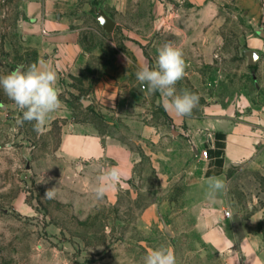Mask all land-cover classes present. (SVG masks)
<instances>
[{
  "label": "rangeland",
  "instance_id": "1",
  "mask_svg": "<svg viewBox=\"0 0 264 264\" xmlns=\"http://www.w3.org/2000/svg\"><path fill=\"white\" fill-rule=\"evenodd\" d=\"M31 1L0 0V75L37 64L47 48L44 28L33 27ZM63 2L56 9L70 28L82 29L89 53L58 87L71 116L38 132L34 121L19 122L22 113L0 89V264H143L160 245L173 250L177 264H233L237 245L216 246L198 224L215 202L231 212L222 226L232 238L246 229L264 232V141L258 156L224 169L227 192L215 201L205 195L213 168L194 149L208 148L207 123L222 109L236 106L237 117L251 123L264 112V0ZM101 10L115 21L113 31L102 26ZM169 41L186 62L177 91L200 97L191 117L165 111L159 93L136 79L140 66L155 67ZM250 49L259 53L253 66ZM83 120L127 144L137 159L134 178L102 200L93 191L99 178H70L55 162L64 125ZM148 126L153 136L142 137ZM54 187L56 199H45Z\"/></svg>",
  "mask_w": 264,
  "mask_h": 264
},
{
  "label": "crops",
  "instance_id": "2",
  "mask_svg": "<svg viewBox=\"0 0 264 264\" xmlns=\"http://www.w3.org/2000/svg\"><path fill=\"white\" fill-rule=\"evenodd\" d=\"M63 3V0H32L28 5L35 24L33 27L38 33L44 28L47 34V48L42 51L37 65L51 68L57 73V88L64 84L70 73L80 71L89 57L82 45V29L70 28L66 17L61 16L59 9H56L61 8ZM239 109L236 106L222 109V114L213 115L210 121L207 120V126L210 127L208 157L194 149L197 155L208 160L213 168L212 176L221 178L224 169L230 164L259 155L264 141V112L257 115L255 121L252 120L255 123H251L237 117ZM71 114L61 101V108L52 113L48 121L59 117L67 119ZM118 130L131 140L128 131L124 132L121 128ZM153 131L148 126L140 135L151 138ZM55 155L59 171L70 178H99L103 169L116 167L121 176L119 181L124 182L134 178L137 163L131 147L109 133H104L92 121L85 120L69 121L64 125ZM207 211L213 215L203 213L198 224L204 239L222 249L236 244L238 251L232 255L233 264H264V232L246 229V233L235 234L232 238L222 226L230 218L225 215L222 207L218 208L214 202Z\"/></svg>",
  "mask_w": 264,
  "mask_h": 264
},
{
  "label": "clouds",
  "instance_id": "3",
  "mask_svg": "<svg viewBox=\"0 0 264 264\" xmlns=\"http://www.w3.org/2000/svg\"><path fill=\"white\" fill-rule=\"evenodd\" d=\"M128 63V61H127ZM186 62L183 50L172 42H166L159 50L155 67L142 65L136 71L140 85L152 93H159L165 111L180 117H191L198 106L200 97L187 89L177 91L176 84L185 76ZM58 75L51 68L37 64L17 66L5 75H0V89L14 102L22 113L19 121L23 124L35 122L34 129L41 131L52 113L61 108L60 93L57 88ZM118 168L107 167L99 177L100 183L94 188L96 200L104 199L106 193L119 182ZM206 198L215 201L217 196L227 192V182L217 176L206 180ZM58 188L45 192V199H56ZM143 264H177L176 256L170 248L160 245L149 249Z\"/></svg>",
  "mask_w": 264,
  "mask_h": 264
},
{
  "label": "water",
  "instance_id": "4",
  "mask_svg": "<svg viewBox=\"0 0 264 264\" xmlns=\"http://www.w3.org/2000/svg\"><path fill=\"white\" fill-rule=\"evenodd\" d=\"M98 19L100 20L105 30H107L108 32H111L114 30L115 25H116L115 21L110 16H108L107 13H105L103 10L99 11ZM247 54L249 56V64L252 66L255 65L259 58V53L256 50L250 49L247 51Z\"/></svg>",
  "mask_w": 264,
  "mask_h": 264
},
{
  "label": "built area",
  "instance_id": "5",
  "mask_svg": "<svg viewBox=\"0 0 264 264\" xmlns=\"http://www.w3.org/2000/svg\"><path fill=\"white\" fill-rule=\"evenodd\" d=\"M202 155H203L204 157H208V156H209V150H208V148H205V149L202 150ZM225 215H226L227 217H229V216L231 215V212H230L229 210H226V211H225Z\"/></svg>",
  "mask_w": 264,
  "mask_h": 264
}]
</instances>
